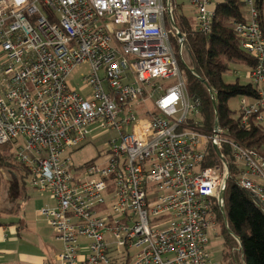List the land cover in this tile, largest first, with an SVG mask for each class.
<instances>
[{"label":"built area","instance_id":"2783aa9c","mask_svg":"<svg viewBox=\"0 0 264 264\" xmlns=\"http://www.w3.org/2000/svg\"><path fill=\"white\" fill-rule=\"evenodd\" d=\"M174 1L0 0V146L13 144L30 188L55 203L40 210L62 245L54 264H223L206 246L223 213L225 147L264 214V157L226 128H201ZM224 1L188 0L190 30L209 32ZM242 3L250 19L233 32L258 97H241L236 117L262 126L264 36L255 0ZM81 64L77 90L68 76ZM102 135L109 159L72 173L66 152ZM209 147L220 167L204 166Z\"/></svg>","mask_w":264,"mask_h":264},{"label":"trees","instance_id":"16d2710c","mask_svg":"<svg viewBox=\"0 0 264 264\" xmlns=\"http://www.w3.org/2000/svg\"><path fill=\"white\" fill-rule=\"evenodd\" d=\"M242 6L241 0H225L215 9L211 28L207 33L190 30V22L181 13L180 5L176 6L173 17L175 25L184 34L183 48L189 69L186 83L187 94L190 99L199 104L201 128L210 131L215 124L220 128H226L227 135L231 139L264 157L263 127L255 123L254 118H251L248 127L241 126L235 112L228 108V102L232 98H257V88L250 82L241 85L237 79L231 83L223 81V76L230 71L231 65H244L249 70L255 66L254 59L241 49L240 41L233 32L234 24L246 21L241 12ZM254 6L257 11L259 29L264 36V0H255ZM200 80L204 81L207 87L201 84ZM209 90L213 94L212 97ZM221 152L224 155L228 173L223 213L218 208H214L216 221H222L225 217L228 225V231L224 234L226 242L224 252L221 254V262L239 264L237 257L230 253L233 245L230 237L234 236L239 241L242 264H264V214L253 198L239 187L238 169L228 148L225 147ZM93 163L88 161L80 167ZM204 166L220 167V162L211 147L208 149ZM0 169H7L14 175V189L21 190L22 193L25 191L27 170L17 160L12 143L0 146ZM77 169L74 167V170Z\"/></svg>","mask_w":264,"mask_h":264},{"label":"rangeland","instance_id":"374dc122","mask_svg":"<svg viewBox=\"0 0 264 264\" xmlns=\"http://www.w3.org/2000/svg\"><path fill=\"white\" fill-rule=\"evenodd\" d=\"M174 2L181 6V8L179 7L181 9V13L184 14L190 23H192L193 12L190 9L188 0H175ZM241 12L245 19H250V14L246 5L243 4ZM183 54V60L187 64L186 55L185 53ZM249 71L250 70L244 65H231L230 71L223 76V81L231 83L237 79L239 84L244 85L249 82L247 78ZM86 75H88L87 64L78 65L68 76L69 85L73 88H77V90H81V87L83 86L82 79ZM240 100L241 97H235L230 99L228 102V108L232 112H235V115L238 114L237 110ZM262 126L264 130V125ZM107 140L108 136L106 135L90 138L85 142V144L74 149L72 152L69 151V154L67 151L65 157L69 158L70 171L75 174L76 172L73 171V167L78 168L88 161H93L95 165H101L105 162V160L109 159L110 156L107 153L108 146L106 145ZM13 177L14 175L7 169H0V222H11L18 227L21 225L19 232L17 233L19 240L14 243H5L4 246L0 248L1 250H4H0V259L5 261L8 260V252L12 256H16V254H19L20 252L22 254L36 255L39 253V249L41 250V254L49 256L59 248V244L54 242L52 238V230L49 228L47 229L45 224H41V222H43V217H41L38 212L40 202H36L38 197H40L39 193L29 190V198L27 202L24 203L22 211L12 215L6 214V212H10V210L13 209V203L16 202L14 193L15 189L12 182ZM26 186L27 188L30 187L28 182ZM42 206L43 203L41 201V207ZM37 219H40L41 221ZM38 226L41 228L42 232L38 229L40 236L36 237L34 232ZM227 231L228 230L225 228L222 218V221H216L214 231L208 236L209 241L206 246V251L214 262L218 263L221 261V254L224 252L226 242V236L224 234L227 233ZM230 238L233 243L230 253L237 257L239 264H242L240 253L238 251V243L233 239V237Z\"/></svg>","mask_w":264,"mask_h":264},{"label":"crops","instance_id":"0c3cea01","mask_svg":"<svg viewBox=\"0 0 264 264\" xmlns=\"http://www.w3.org/2000/svg\"><path fill=\"white\" fill-rule=\"evenodd\" d=\"M262 90L264 92V87ZM12 180H13L12 182L14 183V180H15L14 177ZM29 188H27V186H25V189H24L25 191H23V193L21 190L17 191L16 189L15 190L13 189L14 193H15L16 202L13 203L14 208L12 209V211L10 210V212H6V214L12 215L14 213H18L19 211H22L24 203L27 202V200L29 198V190H32V191L38 193L34 189H31V188L29 189ZM41 201L43 203L42 207H41ZM36 202H40V206H39V210H38L39 214H40L41 208H43L45 206L54 207V205H55V203L52 201L51 198H49L46 195L43 196V194H42V197L40 194V197H38ZM16 205H17V207H16ZM40 216H41V214H40ZM37 220L41 221L40 219H37ZM42 221L43 222H41V224H45L46 228L48 229L49 226L47 224V221L44 218ZM1 223H2V225L0 226V248H2L4 246V244L7 242L14 243L15 241H18L19 239L17 237L18 236L17 233L19 232V229L21 227V225L18 224L19 225V227H18L16 225H14V223H11V222H9V223L1 222ZM38 229H40V231L42 232L41 228L38 226V228H36L35 232H34L36 234V237L40 236L38 233ZM52 238H53L54 242L59 244V248L54 253H52L51 255L45 256L44 254H41L40 249H39V253L36 255L22 254L20 252L19 254H16V256H12L8 252V260L5 261L3 259H0V264H54L55 256L61 250L62 245L54 238L53 233H52ZM1 251H4V250H1Z\"/></svg>","mask_w":264,"mask_h":264},{"label":"water","instance_id":"95a60500","mask_svg":"<svg viewBox=\"0 0 264 264\" xmlns=\"http://www.w3.org/2000/svg\"><path fill=\"white\" fill-rule=\"evenodd\" d=\"M200 82H201V84H203L205 87H207V84H206L204 81L200 80ZM209 93H210V96H211L212 93H211L210 90H209ZM214 126H215V125H214ZM213 150H214L215 154L219 157V151H218V149H217L216 147H213Z\"/></svg>","mask_w":264,"mask_h":264}]
</instances>
